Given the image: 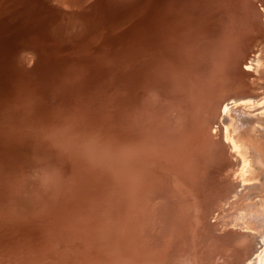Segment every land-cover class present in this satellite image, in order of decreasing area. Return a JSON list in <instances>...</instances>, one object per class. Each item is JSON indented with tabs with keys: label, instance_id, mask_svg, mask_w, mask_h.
Here are the masks:
<instances>
[{
	"label": "bare ground",
	"instance_id": "obj_1",
	"mask_svg": "<svg viewBox=\"0 0 264 264\" xmlns=\"http://www.w3.org/2000/svg\"><path fill=\"white\" fill-rule=\"evenodd\" d=\"M112 1L0 0V264H99L109 243L108 232H102L120 208V199L131 196L128 225L139 226L148 216L146 197L168 186L176 198L170 197V229L153 240L128 230L137 244L138 240L143 243L136 246L138 252H145L139 263L209 264L211 251L224 255V264L245 263L248 259L237 244L245 238L264 243V92L243 97L254 88L264 90V44L258 46V56L254 54L249 87L243 84L240 92L225 98L229 100L219 119L224 139L237 158L223 167L232 170L223 176L231 188L214 218L215 235L208 221L205 224L211 228L202 223L206 208L201 207L217 187L202 185L198 169L190 172L187 159L202 149L196 142L202 132L197 115L208 114L214 106L212 78L225 87L230 78L226 69L239 62L241 52L247 54L248 47L215 67L221 62L217 58L222 53L220 36L225 38L229 32L223 26L241 22L246 10H238V2L246 0ZM71 25L81 27L80 31L66 33ZM154 50L153 59L159 64L141 62L144 54ZM28 60L32 64H26ZM210 63L214 64L211 75L206 69ZM148 84L162 104H182L177 125L181 128L162 121L153 125L152 112L146 114L144 130H129L131 105L140 102L141 89L150 90ZM189 103L197 107L187 116ZM120 127L124 136L114 147L111 138ZM157 127L164 135L154 137ZM152 138H157L159 146ZM23 152L26 156L19 161L16 157ZM214 161L209 158L208 167ZM39 164L61 175L60 199L53 196L59 185L51 196L25 198L22 186ZM237 179L242 185L252 182L245 186L250 191L248 200L236 193ZM71 193L74 200L68 199ZM217 232L226 235L222 239ZM171 234L185 235L179 247Z\"/></svg>",
	"mask_w": 264,
	"mask_h": 264
},
{
	"label": "rangeland",
	"instance_id": "obj_2",
	"mask_svg": "<svg viewBox=\"0 0 264 264\" xmlns=\"http://www.w3.org/2000/svg\"><path fill=\"white\" fill-rule=\"evenodd\" d=\"M53 1H57V0H53ZM121 1L120 0H114L112 2L113 3H120ZM238 6H239L238 10L239 9L242 10L244 8L246 11L242 16H240L241 22H239V23L230 22L229 24H225L223 26L225 28V31H229V32L225 38L220 36V39H221L220 40V48H221L222 53H221V55L217 56V58L221 62L217 63L215 65V67L218 68L220 66H223L224 60L237 56L238 55L237 53H239L240 51L246 52L245 49L248 47L247 54L245 53L246 55H244L241 52L242 57L239 60V62L236 65L229 66L228 67L229 69L228 68L226 69L225 72H227V75H229L230 78H229V80H227L225 87H223L221 85V83L217 84V78L216 77L212 78L211 81L213 84H215V87L213 88V94L215 96V100L212 103V105H214V106L209 107V111H207L208 114L204 113L205 115H203V113H199L197 115V118H198L197 124L199 125L198 127L202 128V130H201L202 132H201V136L197 138L198 140H196V142L199 143L198 145L202 146V149L195 154L196 157L193 156V158L187 159L188 164L192 165V169L190 170V172H192L193 170L196 171L198 169V177L200 179L199 182L202 185L212 186V187L216 186L217 187L215 191H213L212 193L207 195V198L205 199V201L203 203L205 205V207H201L203 209L206 208V210H203V213H202V216L204 215V217H206V218H204V217L202 218V219H204L203 220L204 222H202V223L207 228L212 227L211 230L213 229V227L215 228V226H216L217 221H215L216 219H214V218H216L220 213V211L218 213V210H220L218 208H220L221 202L223 203V201L225 202V200L228 199V193L227 192H229V190L231 188L230 184L228 183V180L223 176H229L231 174L232 170L230 168H223V167L226 164H227L226 166H228L229 164L231 166L232 164H234L235 158H237V154L234 152V150L230 149L228 142L224 139V136L222 133L223 127H219V125H218V123L220 122L219 119H221V117L223 115V107H224L225 103H227V101L229 100V99L228 100L226 99V101H225V98H229V97L233 96L234 93L240 92V88L243 84H246L245 85L246 88L249 87L248 84L250 82H248V80L249 81L252 80V75H254L253 65L256 64V61H254L255 60L254 58H256L258 56V53H257V50L259 49L258 46L264 44V30H263L264 29V0H246L245 3H239L238 2ZM231 15L235 16V14H231ZM237 15H239V14H237ZM228 19H229V17H228ZM71 27H72V25L69 26L68 29H65L66 30L65 32L69 33V31H72L74 33H77L80 31V28H81V27H77V28H75V27L71 28ZM209 29L211 31L213 30L212 27H210ZM216 31L217 32L220 31L219 25L216 26ZM251 53H253V54H251ZM154 54H155V50L152 52V54L150 53V55L144 54V57H143L141 62H144L145 64H147V63L155 64L157 61L155 59H153ZM254 54H256L257 56ZM251 62H253V63L255 62V63L253 64ZM26 64H32V63L30 60H28L26 62ZM156 64H159V63H156ZM213 66H214V64H211V63L208 66H206V69L209 71L210 75H211V71H212L211 67H213ZM144 69L145 68H141V71H143ZM141 71H139L138 74ZM198 71H199V69L197 70V72ZM246 73L251 74V77L246 78L244 76V74H246ZM186 79H189V77H186ZM263 84H264V80H263ZM153 85H154V82H153ZM150 87H152L151 84H148L146 88H148L150 90L147 92H144L145 90L141 89V92L143 95H141V93H140V96H139L140 102H138V103L135 102L133 105H131V108H130V111L128 114L129 119L126 121V123L129 125V127H128L129 130L132 127L135 130H139V131L144 130L146 125L148 124L146 114L149 113L147 116H150V115H152V112L155 114L154 115L155 121H154L153 125L157 126V125H159V122L162 121L165 124H167L168 126L171 125V126L177 127L176 128L177 130L179 128H181V127H178L177 125L179 124V118L182 114V111H180L182 104L181 105L176 104V103H173V104L167 103L166 105L162 104L161 102H159L160 98L158 99L157 97H155V93H154L155 90L151 89ZM175 87L177 88L176 84H175ZM254 89H256V90L250 91L249 93L246 91L249 95L247 93H245L243 95V97H250L252 92H253V94L255 92H258L260 94L264 92L262 87L254 88ZM151 98H154L153 99L154 101ZM170 100H171V97H169L168 102ZM155 101H157V102L155 103ZM239 102L241 103V105H243V103H244L241 101H238L237 103H239ZM196 107L197 106H194L191 103H189V105H186L185 111H186L187 116H188L189 112L194 110ZM229 111L230 112H228V117L230 115L229 118H232L231 116H233V114H232L233 112L231 110H229ZM239 111L242 112V110H240V109H239ZM229 113H231V114H229ZM184 115H185V113H184ZM216 117H217V119H216ZM132 120H134L133 123H132ZM226 121H227V118L224 119V122H223L224 125L225 124L227 125L228 122H226ZM135 123H136V126H135ZM138 123H139V125H138ZM120 124L122 125V123H120ZM132 124L134 126H132ZM189 127H190V124H189L188 128ZM159 129H160V127H157V129H155L157 135L156 136L154 135V137H159V136L164 135L165 131L161 132V129H160L161 134L158 135ZM123 131H124L123 127H120L119 129H116V131H114L115 134L111 138V141H112L111 145H113L114 147H116V146L118 147L117 142H120L121 138H123V136H124ZM166 131L173 132L172 129H167ZM226 134H227V136H229L231 134L230 129L227 130ZM152 141L154 142V144L159 146L160 143H157V138H155V139L152 138ZM263 145H264V143H263ZM204 147H208V150L206 152L204 151ZM11 153H13V155L15 154V152H13V151H11ZM7 155L10 156L11 154H7ZM7 155L5 156V159H7L6 158ZM25 156H26V153L23 152L20 155H17L16 158H18V160L21 161V159L25 158ZM209 158H215V161L212 165H210L208 167V159ZM226 158H230V162L228 161L229 159L226 161ZM10 163L15 164L16 161H11ZM236 167L238 168V166H236ZM212 171L214 173L211 175V180H209V183H211V184H208L207 181H208V178L210 177L209 174ZM223 172H225V173H223ZM29 175L32 176L31 180L25 182V184L22 186V191H23L22 193L25 195L26 199L33 200V199H40V198L46 197V196L47 197L51 196L57 190V185H59L61 187H59V189L57 190V192L53 196L55 197V199L56 198L60 199V197L62 196V191H63V179L61 178V175L57 171L47 168L45 166V164H39V165L35 166L33 168V170H31L29 172ZM238 182H239V187L236 189V193H238L240 196H243V195H245V197L247 196L246 198L248 200L249 196H250V191H249V188L245 189L246 188L245 186L251 185L252 182H249L250 184L245 183L242 185V183L240 184L241 181L239 179H237V183ZM168 188H171V186L170 187L168 186ZM168 188L166 187L165 190H156V191L152 190L150 195L148 197H146L145 206H146L147 211L145 214L148 213V216L141 219L139 226L132 225L131 227H129V225H128L129 224V218L132 215V211H133L132 210L133 202H132L131 196L124 195L120 199V203L118 204V205H120V208L118 209L117 213H115V216L110 217L109 220L107 221L109 228H107V226H106V228L104 227L103 232H102V234H105L106 232H108V234L105 238H108L109 243H108V249H106L103 252V254L101 253L102 255L100 254L101 257H99V261H100L99 264H140L139 262L144 257L145 252H143V251L138 252L139 248H137V247L140 243H142V241L138 240L139 243L137 244V242L135 241V238L132 235L128 234V230L134 232L136 235H138L140 237H144L143 238L144 240H153V239L157 238L159 235H163L164 233H166L170 229V227L173 223V218L170 214V208L172 205L170 197L172 196V201H175L176 198H174L173 194L171 193V191ZM239 189H241V191ZM246 190H248V191H246ZM83 191H84L83 193L85 194L86 190L84 189ZM201 191H207V189H203ZM221 191L224 193L223 194L220 193L221 195L219 196L218 192H221ZM252 191L253 190H251V193H252ZM78 192L81 193L82 191L78 190ZM232 192H233V190L230 191L231 194L229 193L231 196H232ZM214 193H215V195H213ZM162 194H163V196H162ZM12 195H13V198L16 199L14 194H12ZM93 197H95L94 193H92V195L90 196L91 201H92ZM75 198H76V196L74 195V193H71L68 197L69 200H74ZM233 199L235 201L236 198H233ZM169 201H170V203H169ZM66 205H68V203ZM69 207L71 208L72 205ZM91 207H92V203H91ZM91 207L89 206V208H91ZM226 214H227V212L222 213L223 216H225ZM225 220L229 221L232 219H230L229 217H225ZM88 221L91 222L90 220H88ZM206 222L211 227L209 225H206L207 224ZM91 223L94 224L93 222H91ZM95 223H96L95 225H98L97 222H95ZM130 223H131V221H130ZM232 224H236V222L233 221ZM233 226H235V225H233ZM196 227L198 228L199 225H197ZM212 232L214 233L215 231L212 230ZM227 232H229V231H227ZM185 233L186 232H184V234ZM215 234H216V232L213 235H215ZM222 234L226 235V233H221V235L219 233V235H218V232H217L218 237L220 236L222 238V236H223ZM170 236H172L171 237L172 240H175L176 246L179 247L180 244L178 243V241L183 240L185 235H180L179 238H175L173 236V234H171ZM227 239H230V238H227ZM98 241H100V239L97 240V242ZM97 242L91 240V244H95ZM253 242H255V243H253ZM253 242L251 243V241H249L248 238H245L241 243H239V245L237 244V246H241V250L244 253L243 258H245L246 260L248 259L246 262L243 261V262H245L243 264H248L250 259H255L254 262H252L251 264H253V263L254 264H264V250H263L264 249L263 248L264 243H262L261 241H259V243H258V240L253 241ZM253 244L255 246H253ZM55 245H57L59 248H61V245L59 242L55 243ZM99 245H101V243ZM247 245H249V246L246 249ZM253 248H255V250ZM251 249H253V250H251ZM143 250H145L147 253L149 252L148 250H146V248ZM249 250H250V252H249ZM252 251H253V253H251ZM137 252L140 253V255L137 254ZM245 252H247V253H245ZM214 253H215L214 251H211L208 254L207 258L209 260V264L210 263L211 264H224V263H226L224 261L225 260L224 255H221L219 253H216V254H214ZM153 254L160 256V253H157V254L153 253ZM161 255H164V254H161ZM139 256H141V257H139ZM147 256H148V254H147ZM245 256H247L249 258H247ZM240 262L242 264V260ZM240 262H235V264H240Z\"/></svg>",
	"mask_w": 264,
	"mask_h": 264
}]
</instances>
